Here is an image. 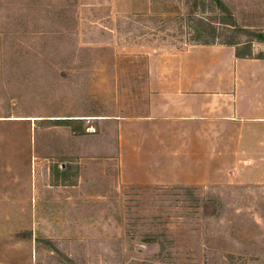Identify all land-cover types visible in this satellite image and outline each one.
<instances>
[{"label":"rangeland","instance_id":"374dc122","mask_svg":"<svg viewBox=\"0 0 264 264\" xmlns=\"http://www.w3.org/2000/svg\"><path fill=\"white\" fill-rule=\"evenodd\" d=\"M222 1L264 29V0ZM187 4L0 0V264H264L263 124L168 129L152 170L119 126L153 58L195 44Z\"/></svg>","mask_w":264,"mask_h":264},{"label":"crops","instance_id":"0c3cea01","mask_svg":"<svg viewBox=\"0 0 264 264\" xmlns=\"http://www.w3.org/2000/svg\"><path fill=\"white\" fill-rule=\"evenodd\" d=\"M260 26L264 28V20ZM252 48V58H237L235 47L218 43L193 45L153 58L144 114L119 123L123 132L127 130L128 139H143L141 155L151 163V170L162 163L168 129L181 132L179 137H195L201 122L214 131L238 130L233 123L238 117L264 125V44L255 42ZM254 129L257 133L262 130ZM209 134L212 136L210 130ZM217 134L213 133L215 139ZM126 146L122 140V156ZM261 147L264 151V141ZM124 162L123 168L129 170ZM153 172L149 170L147 178L160 184Z\"/></svg>","mask_w":264,"mask_h":264},{"label":"trees","instance_id":"16d2710c","mask_svg":"<svg viewBox=\"0 0 264 264\" xmlns=\"http://www.w3.org/2000/svg\"><path fill=\"white\" fill-rule=\"evenodd\" d=\"M186 2L188 3L186 6H189V8L184 17L187 21L188 30H191L194 34L192 40L195 44L193 45H213L217 43L229 45L235 47L237 58H252L254 56L253 43L264 44V30L240 27L234 15L222 0H186ZM210 17L214 21H211ZM213 22H216L228 34H222ZM222 36L225 37L220 41ZM259 57L263 58L262 55ZM79 120L82 119L65 118L47 121L69 126L74 121ZM73 131L78 134L84 133L81 128H73ZM212 202L219 205L216 200ZM147 241L159 242L157 237H152Z\"/></svg>","mask_w":264,"mask_h":264}]
</instances>
